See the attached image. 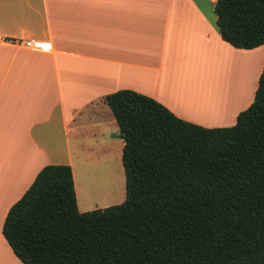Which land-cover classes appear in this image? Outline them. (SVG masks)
I'll return each mask as SVG.
<instances>
[{
  "label": "crops",
  "instance_id": "0c3cea01",
  "mask_svg": "<svg viewBox=\"0 0 264 264\" xmlns=\"http://www.w3.org/2000/svg\"><path fill=\"white\" fill-rule=\"evenodd\" d=\"M215 1L0 0V264H21L1 227L44 166H69L79 213L121 201L123 143L105 95H144L203 128L235 123L264 49L223 42Z\"/></svg>",
  "mask_w": 264,
  "mask_h": 264
},
{
  "label": "trees",
  "instance_id": "16d2710c",
  "mask_svg": "<svg viewBox=\"0 0 264 264\" xmlns=\"http://www.w3.org/2000/svg\"><path fill=\"white\" fill-rule=\"evenodd\" d=\"M213 13L229 46H264V0H216ZM102 102L123 143V201L79 213L69 166H44L2 223L17 260L264 264V64L230 127L191 124L127 90Z\"/></svg>",
  "mask_w": 264,
  "mask_h": 264
},
{
  "label": "rangeland",
  "instance_id": "374dc122",
  "mask_svg": "<svg viewBox=\"0 0 264 264\" xmlns=\"http://www.w3.org/2000/svg\"><path fill=\"white\" fill-rule=\"evenodd\" d=\"M262 49H264V46H262ZM261 51V50H260ZM263 59V60H262ZM258 61V60H257ZM259 61H260V64H262V61H264V58H263V56L261 55L260 56V58H259ZM264 63V62H263ZM263 65V64H262ZM262 65H261V67H262ZM245 105V103L244 104H242L241 106L243 107ZM123 176V175H122ZM123 185H124V182H123ZM123 187L124 186H122L121 185V183H119V184H117L116 185V191L119 193V191L121 192V201H119V199H117L118 200V203L120 204L123 200H122V198H123V195H124V193H123ZM87 193H88V191H87ZM124 199V198H123Z\"/></svg>",
  "mask_w": 264,
  "mask_h": 264
},
{
  "label": "built area",
  "instance_id": "2783aa9c",
  "mask_svg": "<svg viewBox=\"0 0 264 264\" xmlns=\"http://www.w3.org/2000/svg\"><path fill=\"white\" fill-rule=\"evenodd\" d=\"M23 45H24L25 47H32L31 43H29V42H26V43H24Z\"/></svg>",
  "mask_w": 264,
  "mask_h": 264
},
{
  "label": "bare ground",
  "instance_id": "6f19581e",
  "mask_svg": "<svg viewBox=\"0 0 264 264\" xmlns=\"http://www.w3.org/2000/svg\"><path fill=\"white\" fill-rule=\"evenodd\" d=\"M209 78H210V77H209ZM207 79H208V78L206 77V81H207ZM215 79H217V77H216ZM204 80H205V79H204ZM204 80H203V81H204ZM207 83H210V82H207ZM206 99H207V98H206ZM208 101H209V100H208ZM210 102H211V101H210ZM206 103H207V102H206ZM218 107H219V106H218ZM208 108H209V107H208ZM209 109H210V108H209ZM202 111H204V110H202Z\"/></svg>",
  "mask_w": 264,
  "mask_h": 264
}]
</instances>
